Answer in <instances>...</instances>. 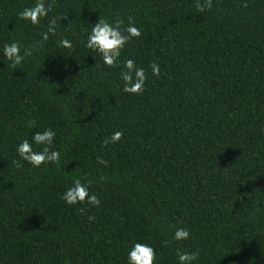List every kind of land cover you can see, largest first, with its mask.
<instances>
[{
  "label": "trees",
  "instance_id": "obj_1",
  "mask_svg": "<svg viewBox=\"0 0 264 264\" xmlns=\"http://www.w3.org/2000/svg\"><path fill=\"white\" fill-rule=\"evenodd\" d=\"M47 2L32 26L17 17L32 0H0V47L32 48L0 60V264H125L133 241L154 264H176V248L192 264H264V0ZM98 17L140 29L120 60L145 69L142 92L84 47ZM45 127L60 159L32 168L15 145ZM73 177L98 205L64 204ZM177 227L189 239L171 241Z\"/></svg>",
  "mask_w": 264,
  "mask_h": 264
},
{
  "label": "clouds",
  "instance_id": "obj_2",
  "mask_svg": "<svg viewBox=\"0 0 264 264\" xmlns=\"http://www.w3.org/2000/svg\"><path fill=\"white\" fill-rule=\"evenodd\" d=\"M211 7V0H204L203 4H196L198 11L203 12L205 8ZM52 11L51 3L47 0H32L31 6L22 8L17 12V17L32 26H39L49 17ZM86 33L83 42L84 47L94 52L102 65L112 68L122 63L119 73L121 91L129 94H138L143 91L146 75L145 69L139 66L132 58L120 60L121 52L125 45L133 38L141 35L140 29L131 22L124 26L122 20L109 22L107 19L98 17ZM56 17L52 16L47 20V30L40 33V39L47 41L49 35H55ZM58 46L71 48L72 42L67 38H61ZM0 60L10 63V66L20 65L26 57L32 55L31 47H24L16 40L4 41L0 47ZM152 75H159V65L150 63ZM29 127L34 126V122H29ZM56 133L52 128L45 127L42 131L31 133L30 137L21 139L15 145V153L19 160L26 162L32 168H39L45 164H51L60 159L59 151L52 148ZM122 133L112 132L104 143H116ZM61 199L65 205L88 204L98 205V197L90 193L87 182L82 183L79 177H73L71 183L61 194ZM189 231L184 227H177L171 235V241L180 242L189 239ZM176 264H192L197 258L196 252L175 249ZM156 259L155 249L149 243L133 241L126 251L125 264H154Z\"/></svg>",
  "mask_w": 264,
  "mask_h": 264
}]
</instances>
